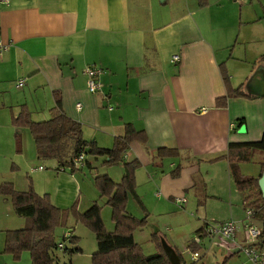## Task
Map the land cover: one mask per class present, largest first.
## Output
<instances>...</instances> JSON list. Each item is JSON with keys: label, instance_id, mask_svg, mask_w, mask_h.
I'll return each instance as SVG.
<instances>
[{"label": "crops", "instance_id": "1", "mask_svg": "<svg viewBox=\"0 0 264 264\" xmlns=\"http://www.w3.org/2000/svg\"><path fill=\"white\" fill-rule=\"evenodd\" d=\"M207 2L200 6L196 0H0V38L10 41L0 58V136L6 142L0 141V150L12 142L15 147L14 134H23V128L12 126V116L27 106L33 120L48 119L58 91L63 110L83 125V137L101 146L111 147L126 123L145 131L148 142L131 143L124 157L141 162L136 183L153 188L147 196L197 197L199 185L205 183L204 171L230 180L229 162L216 159L228 151L230 142L251 143L264 134V96L247 86V78L236 81L235 65L241 58L234 51L238 44L258 42L255 51L263 55L264 29L259 34L256 24L262 19L264 0ZM249 23L256 27L245 30ZM174 54L180 61L173 60ZM257 61L248 74L260 71L264 76V61ZM86 65L105 71L96 94L86 85ZM221 65L228 70L230 87L241 86L252 99L230 96L225 108L216 105L218 97L227 95ZM20 79L26 81L17 87ZM242 124L246 131L239 133ZM8 125L14 131L12 142ZM25 144L22 140L21 152ZM163 146L179 152L159 158L156 154ZM254 154L257 162H264L261 151ZM54 164L57 184L49 191L62 209L82 195L81 182ZM204 227L201 237L211 234V226ZM67 232L72 234V229ZM239 242L237 235L230 244L234 253L241 252Z\"/></svg>", "mask_w": 264, "mask_h": 264}, {"label": "trees", "instance_id": "2", "mask_svg": "<svg viewBox=\"0 0 264 264\" xmlns=\"http://www.w3.org/2000/svg\"><path fill=\"white\" fill-rule=\"evenodd\" d=\"M200 6H206L207 0H196ZM260 62L264 61V53L260 57ZM221 77L224 79L227 88L226 97H218L216 105L225 108L227 99L230 96H244L252 99L253 95L241 90V86L234 89L231 86L228 70L226 66L221 65ZM55 105L49 110L50 117L41 120H33L31 113L27 110V106H22L19 115L12 116L11 124L17 130L19 128H28L32 139L35 141V150L39 159H54L59 166V171L68 168L71 175L77 170H82L84 163L90 165L85 159L88 154L94 157L102 156L103 164L112 166L120 164L123 166V176L120 181H115L106 173L99 174L95 178V187L100 193L99 197L105 198L106 204L110 206L112 214V223L114 231H110L104 226L101 213V205L97 201H93L90 207L84 212L79 211L77 203L72 208H58L51 202L50 194H41L34 191L32 181L26 189L19 191L12 181L0 184V193L10 199L14 205V212L18 217L29 218L30 222L23 228H13L6 230L4 240V252L19 258L21 253L28 251L31 256V264H71V257L81 252V246L78 244V236L70 235L62 236V240L58 241L56 237V227L62 228L67 225L70 216L76 219V222L82 223L85 227L90 228L95 233L97 240L96 250L92 254L91 264H173L170 260L169 253L162 247L160 238L154 233L156 252L152 255L145 254L139 247L133 237L135 230L145 225V218L137 219L135 215L126 211L128 204V196L132 194L141 205L142 200L137 196V174L136 171L141 166V162L135 160H125L124 155L128 151L130 144L134 142L146 143L148 136L145 131L136 129L132 123H126L122 136L117 135L112 142L111 147L106 148L98 144L94 139H86L83 137V125L79 121L69 117L63 110V102L60 93H53ZM243 118H241V121ZM20 131L14 134L16 140V153L21 151V135ZM228 151L219 156L216 160L225 159L229 162L228 170L232 182L236 185L238 192L243 197V208L252 211L249 217L258 221L262 225L264 233V194L258 182L260 176L264 172V162L260 164V173L258 176L252 177L241 172L240 164L251 161L255 150L264 154V134L254 142H230ZM178 149L164 147L158 149L157 156L159 158L167 156H175ZM84 154V160L81 165H76L74 159ZM86 160V161H85ZM175 175V174H174ZM198 206L201 207L206 202L207 186L203 183L199 185ZM144 206V205H143ZM210 224L206 223L204 226ZM203 228V227H202ZM200 228V230H203ZM205 228V227H204ZM66 240L70 241L71 246H67ZM59 243H63V248L58 249ZM191 251H198L199 245L196 242L187 245ZM67 254L69 260L60 262L61 258L57 250ZM180 263H186L181 254H178ZM190 264H198L194 261Z\"/></svg>", "mask_w": 264, "mask_h": 264}, {"label": "rangeland", "instance_id": "3", "mask_svg": "<svg viewBox=\"0 0 264 264\" xmlns=\"http://www.w3.org/2000/svg\"><path fill=\"white\" fill-rule=\"evenodd\" d=\"M248 4H251L250 1ZM248 11L251 12V10ZM252 16L253 14L250 13L249 17ZM256 26H258L259 34H261L264 29V11L261 21H259ZM256 26H250L249 23V25H246L245 30ZM258 45V42L249 43L247 47H245L244 44H238L237 48H235V53L241 58L235 65L237 71L235 79L237 82L238 80H245L247 78V86L250 84L253 73H251V75L248 73H250L254 64L258 65L257 60L261 57L255 51ZM259 72L260 71L255 73ZM9 126L10 125H8V127ZM10 129L11 133L8 131L7 136L12 142V133L14 131H12L13 128L9 127V130ZM0 131L4 132L1 128ZM22 131L23 134H21V139L23 142H26V146L22 152L20 151V153H22L20 158L17 156V154L20 153H16L13 142L11 145L7 144L5 150H0V184L16 180L18 185L15 184V187L17 190H20L26 188L31 179L33 190L38 193L41 192V194L49 193L51 202L53 203L55 196H52L49 190L53 192L57 184L53 177L56 171V164H54L55 160L39 159L34 148L35 143L30 135V131L28 128H23ZM0 138H2V136H0ZM30 140L33 142L31 146L29 144ZM0 141L6 143L3 138ZM256 151L258 150H255L254 153H256ZM254 153L251 161L243 162L240 165V167L243 165L241 172L252 177L258 176L261 170L260 163L257 162V156H255ZM85 159L90 165H87V163L85 165L84 163L82 170L80 169L74 172L75 176L78 177V181L81 182L82 195L79 196V198L76 196L71 206L63 208H72L74 204L77 203V209L84 212L85 209L87 210L90 207L93 201H97L99 205L102 206L100 214H102L104 226L110 231H114L110 206L106 204L104 197H99L100 193L98 188L95 187L94 182L96 176L104 173L115 181H120L123 176V166L120 164L107 166L103 164L102 161L104 158L102 156L94 157L92 154H88ZM14 160H17L22 166L17 167L14 165ZM23 164L25 166H23ZM40 165L43 166V169L39 170L37 167ZM63 171L69 173L68 168L60 170V172ZM219 177L218 175L214 176L212 173L208 174L204 171L203 181L207 184V191L206 202L201 207L197 205L198 198L193 194L185 195L187 198L186 203L177 204V199L161 200L147 196L153 188L145 182L136 183L137 196L139 199L142 198L140 200H142L144 206L141 205L132 194H129L126 211L135 215L137 219H142L147 216L145 225L135 230L133 233V237L140 245L139 247L142 251L150 255L156 252V243L152 236L155 233L156 236L160 238L164 250L167 252L175 251L177 255L181 254L183 260L190 264L193 263L191 258L193 251L188 249L187 245L196 242V237H199L200 242H196V244L199 245V250L197 252L201 255L199 259L196 260L198 264H255L253 260L249 259L244 250L232 253L230 241H227L221 235H214L211 233L206 234V236H199L200 228L204 227L205 222L209 223L210 226L216 227L223 221L232 220L238 226L237 234L240 238L238 247L241 249L242 246H244V228L248 223L246 219L248 212L243 208V197L239 194L236 185L232 182L231 176L229 177L230 180L227 181L226 179L221 180ZM198 184H200V182ZM94 193L95 195H93L91 199L89 196ZM14 211V205H12L11 200L6 199L0 193V264H31L32 260L28 251L21 253L19 258H15L3 251L6 230H11L13 228L21 229L30 222L29 218L18 217ZM250 221L256 226L262 227L258 221L252 219H250ZM70 228L72 229L73 236H78V244L82 249L81 252H77V254L72 256L71 264H91L92 252L98 247L94 235L95 233L82 223L76 222L73 216H70L66 226L55 228L58 241L62 240L65 231ZM65 242H67V246L72 247L70 241L66 240ZM56 251L58 255H60V262L69 260L70 257L67 254H63V252L58 251V249Z\"/></svg>", "mask_w": 264, "mask_h": 264}, {"label": "built area", "instance_id": "4", "mask_svg": "<svg viewBox=\"0 0 264 264\" xmlns=\"http://www.w3.org/2000/svg\"><path fill=\"white\" fill-rule=\"evenodd\" d=\"M3 2L7 3L9 0H2ZM235 1V0H234ZM10 41L6 42L0 38V58L9 50ZM173 60L178 62L180 61V55L174 54ZM83 72L86 74V85L89 89V92L91 94H96L98 91L101 90L102 84L99 82L100 76L105 73L102 67L97 65H86L83 68ZM25 79H20L17 81V87H22L25 83ZM81 104H77L76 108L80 110ZM206 109L203 108V111ZM126 155V154H125ZM124 155V156H125ZM84 154H80L78 157L74 159V162L76 165H81L84 160ZM39 170L43 169V166L40 165L37 167ZM36 168V169H37ZM187 201V198L185 197H178L176 202L177 203H185ZM248 215L246 217L248 223L246 227L244 228V234H245V242L244 246H242L241 251H245L247 256L250 260H253L255 264H264V233L262 232V227L256 226L255 224L250 221V215H252V211H247ZM237 229L238 226L235 222L231 221H223L219 223L216 227L211 226L209 233H213L214 235H221L223 238H225L227 241H230V243L236 242L237 238ZM70 232L65 233V237L69 236ZM196 242H200V238L196 237ZM58 249L63 248V243H59ZM200 253L197 251H193L192 254V260L193 262L198 260L200 257Z\"/></svg>", "mask_w": 264, "mask_h": 264}, {"label": "water", "instance_id": "5", "mask_svg": "<svg viewBox=\"0 0 264 264\" xmlns=\"http://www.w3.org/2000/svg\"><path fill=\"white\" fill-rule=\"evenodd\" d=\"M249 85L255 86L256 87V92H258V94L260 93L261 96H264V76L263 75H260L259 73L253 74L251 82H250ZM238 130H239L238 131L239 133H244L246 131L245 130V124L240 125ZM258 182H259V185H260V188H261L260 190H261L262 194H264V172H263L262 176L259 177ZM232 251L234 253L233 249H232ZM168 253L170 255L169 258H170V260H171V262L173 264H182V263H180V260L178 258L179 256L176 254L175 251H171V252H168Z\"/></svg>", "mask_w": 264, "mask_h": 264}]
</instances>
